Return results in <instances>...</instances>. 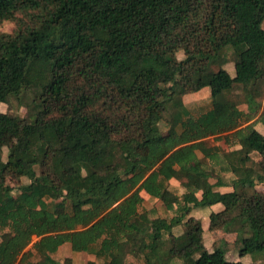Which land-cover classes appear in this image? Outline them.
I'll return each instance as SVG.
<instances>
[{
    "label": "trees",
    "instance_id": "trees-1",
    "mask_svg": "<svg viewBox=\"0 0 264 264\" xmlns=\"http://www.w3.org/2000/svg\"><path fill=\"white\" fill-rule=\"evenodd\" d=\"M5 22L15 26L0 29V105L33 98L22 121L0 110V264H59L64 245L102 264H259L210 250L186 217L221 203L209 229L236 233L241 256L264 253V142L248 140L254 123L241 126L230 97L243 95L249 116L263 107L264 0H0ZM206 87L211 104L184 103ZM118 122L124 137L109 129ZM210 137L240 146L234 168L217 163L231 182H212L198 156L221 161ZM132 143L145 149L138 161ZM142 191L175 214L152 217Z\"/></svg>",
    "mask_w": 264,
    "mask_h": 264
},
{
    "label": "rangeland",
    "instance_id": "rangeland-1",
    "mask_svg": "<svg viewBox=\"0 0 264 264\" xmlns=\"http://www.w3.org/2000/svg\"><path fill=\"white\" fill-rule=\"evenodd\" d=\"M146 9L149 11L150 6H145ZM151 25L153 28L157 29L160 26V23L156 20H151ZM13 22H5L0 27L1 30L11 31L14 28ZM229 70L233 73V64L229 63L227 65ZM230 97L234 98L239 102V107L245 112L246 116L242 120L241 126L249 124L251 122L254 123V131L252 135L248 138L251 143L256 141L264 142V98H263V107L254 115H248V105L245 102V98L243 95H240L239 92H235L233 95L231 94ZM33 95L27 94L21 97V99L16 97H10L7 103H2L0 105V110L3 112H7L13 115H17L19 119L22 121L25 117L29 114V107L28 104L32 102ZM184 103L189 106L191 109L196 110L200 109L201 107L208 106L211 104V95L210 89L208 87L192 93L187 94L183 97ZM215 108L219 113H224L229 111V108L226 106V98L221 97L215 101ZM109 129L113 133L114 137H124L125 136V129L123 123H113L109 126ZM3 141L7 145H12L14 143V139L10 135H5ZM208 144L210 146L217 145L219 147V154L220 160H212L209 155H207V151H199L198 156L201 158L205 165H210L212 170V178L211 181L214 182L218 178L219 175H222L226 181L231 182L235 178L233 172H220L219 170V162H224L225 164H229L232 168L235 167V164H232V160L230 158L231 150L239 148V145H229L228 143L217 140L215 137H210L207 139ZM134 146L136 143H132ZM135 161H138L139 158L144 153L145 149L139 145L135 146ZM6 152V149H5ZM254 161H250L247 164L249 166L254 167L256 170H259L258 165L256 162L259 161L260 157L257 153H253L252 155ZM222 165V164H221ZM24 182H28V179H24ZM170 187L172 190L181 193L183 191V187L179 180L172 179L170 181ZM257 188L259 190L264 189V180L257 182ZM221 190H232V186H224L220 188ZM142 196L144 197V205L145 207L150 210V214L152 217H167L170 218L172 215L175 214L173 211H168L165 205L156 198L151 197L147 192L142 191ZM51 205H53V201H51ZM223 208L221 203H215L210 206H206L203 208L194 207L192 208L189 215L186 217L187 221L189 222H196L200 220L202 222L204 228V241L207 247L212 250L214 246L222 245L226 249V257L228 260H241L243 262H255L259 264H264V253L255 252L251 254H247L245 256H241L238 243H237V234L236 233H225L221 230H210L209 229V215L212 211H218ZM183 230V226H178L175 228L176 233H181ZM2 235V231L0 230V238ZM32 243L28 247L31 248ZM55 259L58 261L59 264H64L66 258H71L73 264H87L89 260H94L96 264H102L103 259L98 258L94 253H76L73 252L68 245H64L60 248V250L53 255ZM130 261H135L134 258H129Z\"/></svg>",
    "mask_w": 264,
    "mask_h": 264
}]
</instances>
